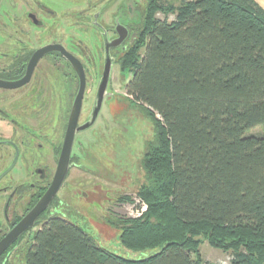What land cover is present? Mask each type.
<instances>
[{
	"label": "trees",
	"instance_id": "trees-1",
	"mask_svg": "<svg viewBox=\"0 0 264 264\" xmlns=\"http://www.w3.org/2000/svg\"><path fill=\"white\" fill-rule=\"evenodd\" d=\"M157 6L149 0L123 61L126 94L153 123L138 191L148 208L116 220L122 246L149 254L102 249L52 214L19 264H212L198 252L200 235L231 248L228 264H264V134L246 133L264 128V9L182 0L163 8L174 14L167 21L153 18Z\"/></svg>",
	"mask_w": 264,
	"mask_h": 264
},
{
	"label": "flooded vegetation",
	"instance_id": "flooded-vegetation-1",
	"mask_svg": "<svg viewBox=\"0 0 264 264\" xmlns=\"http://www.w3.org/2000/svg\"><path fill=\"white\" fill-rule=\"evenodd\" d=\"M111 1L0 0V264H19L31 230L56 213L62 184L95 147L93 139L78 136L104 122L116 98L113 73L125 71L139 20L126 0H113V8ZM80 76L76 128L87 126L74 134L68 168L49 205L11 240L57 173Z\"/></svg>",
	"mask_w": 264,
	"mask_h": 264
},
{
	"label": "rangeland",
	"instance_id": "rangeland-1",
	"mask_svg": "<svg viewBox=\"0 0 264 264\" xmlns=\"http://www.w3.org/2000/svg\"><path fill=\"white\" fill-rule=\"evenodd\" d=\"M156 1L159 6L152 14L153 18L170 21L174 14L165 12L163 8L170 4L177 6L182 0ZM148 2L149 0H126V4L132 5L136 10L139 20L137 35L144 25ZM117 3L118 1L112 0L111 8ZM145 41L146 37L138 48V57L144 52ZM133 44L134 42L131 45ZM130 78L129 68L126 67L121 74L115 68L111 89L117 94L116 98H112L109 114H105L104 122L99 121L93 129L78 136L85 137V140L93 139L95 147L88 155L85 154L81 164L83 167L72 173L73 179L68 178L62 184L56 213H47L40 224L52 214H57L79 225L102 249L125 258L138 259L149 252H136L122 246L119 241L120 224L116 220L140 218L148 208L138 191L145 181L141 160L146 142L153 136V123L143 108L131 102L126 94L124 87ZM246 133L264 134V128L256 126ZM109 218L114 221H109ZM40 224L31 230L30 244ZM197 238L198 252L204 260L212 264L229 263L231 248L211 244L202 235ZM19 262H24V257L19 258Z\"/></svg>",
	"mask_w": 264,
	"mask_h": 264
},
{
	"label": "water",
	"instance_id": "water-1",
	"mask_svg": "<svg viewBox=\"0 0 264 264\" xmlns=\"http://www.w3.org/2000/svg\"><path fill=\"white\" fill-rule=\"evenodd\" d=\"M108 72H109V70L107 68L105 75H104V79L107 78ZM80 79H81V86H80L79 94H78L77 99L75 100V105L73 107V111L71 114L70 123H69L68 129H67V134H66V138H65V145H64L62 155H61V158L59 161L57 173H56L50 187L48 188L47 192L45 193V195L39 200V202L34 206V208L29 212V214L26 217H24L22 219V221L16 226V228L10 233L11 240L15 239L22 231L32 227L34 224V220H35L36 216L49 205L52 198L54 197V195L58 191V189H59V187H60V185L64 179L66 170L68 168L70 147H71V143H72L74 134L77 130H82L87 126V125H83V126L76 128V122L78 120V116L80 113L82 89H83V84H84L83 83V76H80ZM94 116H95V113H94Z\"/></svg>",
	"mask_w": 264,
	"mask_h": 264
},
{
	"label": "crops",
	"instance_id": "crops-1",
	"mask_svg": "<svg viewBox=\"0 0 264 264\" xmlns=\"http://www.w3.org/2000/svg\"><path fill=\"white\" fill-rule=\"evenodd\" d=\"M254 1L264 9V0H254Z\"/></svg>",
	"mask_w": 264,
	"mask_h": 264
}]
</instances>
